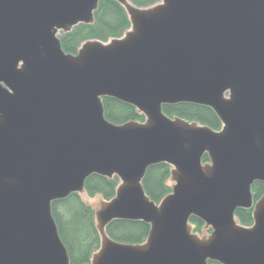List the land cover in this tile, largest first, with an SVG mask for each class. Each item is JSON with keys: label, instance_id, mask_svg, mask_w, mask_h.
<instances>
[{"label": "water", "instance_id": "water-1", "mask_svg": "<svg viewBox=\"0 0 264 264\" xmlns=\"http://www.w3.org/2000/svg\"><path fill=\"white\" fill-rule=\"evenodd\" d=\"M113 1L128 28L68 53L61 35L94 25L100 0H0V264H71L52 215L71 194L94 213L87 264H264V0ZM104 98L143 120L109 121ZM181 103L220 128L164 113ZM162 163L170 192L155 202L143 179ZM92 175L116 177L114 196H90ZM115 220L148 236L116 241Z\"/></svg>", "mask_w": 264, "mask_h": 264}, {"label": "trees", "instance_id": "trees-1", "mask_svg": "<svg viewBox=\"0 0 264 264\" xmlns=\"http://www.w3.org/2000/svg\"><path fill=\"white\" fill-rule=\"evenodd\" d=\"M139 6L149 5L157 0H131ZM95 25L79 26V32L75 31L61 37L62 47L66 52H75L78 41L86 38H101L120 36L129 26L127 16L123 8L113 0H100L98 10L95 12ZM102 33V35H101ZM103 105L106 118L113 123H124L130 120H142L135 108L112 98H104ZM163 110L169 116L196 120L213 129L220 128V122L216 114L207 107L194 104H177L164 106ZM208 158L204 155L203 160ZM169 176V167L166 164H157L147 169L143 180V186L147 195L155 202L160 201L170 189L165 182ZM116 183L98 175L90 176L85 187L90 196L96 193L109 199L113 196ZM255 199L264 192L263 183H255L252 187ZM65 211V212H64ZM52 215L58 227L60 238L65 244L71 264H86L92 251L99 246V238L93 223L92 210L84 205L77 194H71L63 200L52 203ZM236 215L242 224L252 222L250 211L237 210ZM190 221L196 225V230L202 226V222L196 218ZM149 230V225L141 221L115 220L107 227L108 235L120 242H142ZM209 264H218L209 262Z\"/></svg>", "mask_w": 264, "mask_h": 264}, {"label": "flooded vegetation", "instance_id": "flooded-vegetation-1", "mask_svg": "<svg viewBox=\"0 0 264 264\" xmlns=\"http://www.w3.org/2000/svg\"><path fill=\"white\" fill-rule=\"evenodd\" d=\"M74 53H75V52H74ZM169 174H170V173H169ZM256 183H259V182H256ZM254 184H255V183H254ZM254 184H253V185H254ZM263 193H264V192H263ZM263 193H262V194H263ZM262 194H261V195H262ZM261 195H260V196H261ZM260 196H259L258 198L255 199V197H254V195H253V197H254V201H257V200L260 198ZM239 210H242V209H239ZM249 211H250L251 218H252V210H249ZM236 212H237V211H236ZM246 225H247V224H246ZM148 233H149V230H148ZM147 236H148V234H147ZM147 236H146V237H147Z\"/></svg>", "mask_w": 264, "mask_h": 264}, {"label": "rangeland", "instance_id": "rangeland-1", "mask_svg": "<svg viewBox=\"0 0 264 264\" xmlns=\"http://www.w3.org/2000/svg\"><path fill=\"white\" fill-rule=\"evenodd\" d=\"M93 27H94L95 29H98V30H99V28H98L96 25H93ZM74 31H75V33H76V32L78 33V32H79V28H76ZM74 31H73V32H74ZM101 35H102V33H101ZM97 39H101V38H97ZM81 41H82V40L78 41L77 45H78ZM64 212H65V211H64Z\"/></svg>", "mask_w": 264, "mask_h": 264}]
</instances>
